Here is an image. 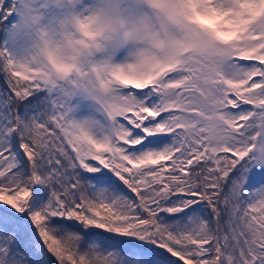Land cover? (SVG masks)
Returning a JSON list of instances; mask_svg holds the SVG:
<instances>
[{"label": "snow or ice", "instance_id": "snow-or-ice-1", "mask_svg": "<svg viewBox=\"0 0 264 264\" xmlns=\"http://www.w3.org/2000/svg\"><path fill=\"white\" fill-rule=\"evenodd\" d=\"M0 264H264V0H0Z\"/></svg>", "mask_w": 264, "mask_h": 264}]
</instances>
